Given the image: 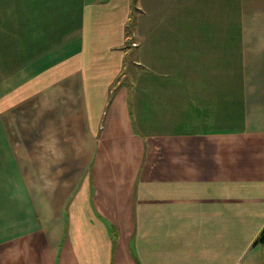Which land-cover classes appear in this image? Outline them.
Listing matches in <instances>:
<instances>
[{"label":"crops","instance_id":"obj_1","mask_svg":"<svg viewBox=\"0 0 264 264\" xmlns=\"http://www.w3.org/2000/svg\"><path fill=\"white\" fill-rule=\"evenodd\" d=\"M142 4L0 0V264H262L264 0Z\"/></svg>","mask_w":264,"mask_h":264},{"label":"rangeland","instance_id":"obj_2","mask_svg":"<svg viewBox=\"0 0 264 264\" xmlns=\"http://www.w3.org/2000/svg\"><path fill=\"white\" fill-rule=\"evenodd\" d=\"M141 1L143 3L142 5L144 6L145 0H141ZM133 2H134V0H133ZM136 5L137 4L134 5V3H133V8H132L133 9V13L137 12ZM136 14H138L139 16L136 15L137 17L136 16L132 17V18H134V21H133L134 24L136 23L135 19L142 16V15H140V13H136ZM141 14H143V13H141ZM130 23L131 22H129V25L127 27L128 29H127L126 37H127V42L130 43L132 46L129 44L130 47L127 49V59H128V63L127 64L128 65L124 66L123 74L129 76L130 78H134V79H132V81L135 83L136 82V78L135 77L140 76V74H142V72H144V68H145V66H144V63H145L144 62L145 61L144 60L145 52H144V49H141L139 46H137L138 41L141 38H140V35H138V32H137V35H135V32L131 31V29H130L131 28V24ZM129 38H131V40H133V41L130 42ZM134 61H136L138 63L133 65ZM0 71H1V69H0Z\"/></svg>","mask_w":264,"mask_h":264},{"label":"trees","instance_id":"obj_3","mask_svg":"<svg viewBox=\"0 0 264 264\" xmlns=\"http://www.w3.org/2000/svg\"><path fill=\"white\" fill-rule=\"evenodd\" d=\"M254 244H262V245H264V227L261 230V232L259 233L258 237L256 238ZM262 264H264V256H263Z\"/></svg>","mask_w":264,"mask_h":264}]
</instances>
